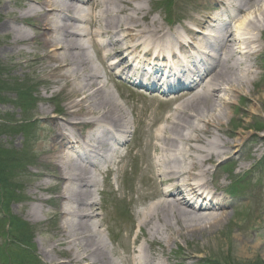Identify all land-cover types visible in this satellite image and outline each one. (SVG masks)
I'll list each match as a JSON object with an SVG mask.
<instances>
[{"label": "bare ground", "instance_id": "bare-ground-1", "mask_svg": "<svg viewBox=\"0 0 264 264\" xmlns=\"http://www.w3.org/2000/svg\"><path fill=\"white\" fill-rule=\"evenodd\" d=\"M33 2L35 6L21 2L23 13L0 23V31L11 36L8 47L13 48L30 44L16 26H33L37 38L31 42L40 44L44 52L36 61L47 64L46 90L57 87L44 99L61 96V107L53 110L56 114L50 115L46 108L32 113L38 123L46 125L48 137V147L41 152L46 157L44 162H33L47 167L34 176L48 180L38 183L36 189L55 198L32 197V203L38 205L26 215L36 221L40 205L53 206L57 236L49 248L53 251L54 244L59 250L58 258L46 257L48 263L165 264L154 246L196 235L211 238L226 220L225 208L229 205L215 195L217 192H210L211 168L240 152L235 143L243 144L242 138L230 143L216 134L225 133L223 119L229 107L220 93L242 90L252 82V62L258 52L252 51L256 41L234 31L230 24L256 7L264 22V0H217L202 8L204 18L199 25L205 30L203 34L190 24L164 30L151 17V9L146 10V0ZM192 13L185 11L182 16L190 20ZM211 13L214 15L208 17ZM260 19L249 21L243 29L246 35L260 34L263 44H257L258 49L264 48ZM87 44L95 47L109 80L115 73L145 90L161 89L165 93L180 89L165 99L166 115L149 124L145 118L139 119L126 96L115 88V97L100 81L101 75L86 51ZM136 131L139 143L126 145L130 133ZM34 143L35 138L31 145ZM233 146L236 154L230 151ZM127 162L139 165L140 186L135 189L131 184L129 191L131 209L129 217L121 220L126 233L124 256L120 257L101 236V231L108 228L104 209L93 193L96 175L106 170L108 178L123 170ZM182 189L188 194L184 195ZM108 214L122 219L116 206Z\"/></svg>", "mask_w": 264, "mask_h": 264}, {"label": "rangeland", "instance_id": "rangeland-1", "mask_svg": "<svg viewBox=\"0 0 264 264\" xmlns=\"http://www.w3.org/2000/svg\"><path fill=\"white\" fill-rule=\"evenodd\" d=\"M33 1L35 0H0V23L7 22L13 14L23 13L21 2L35 6ZM169 1L170 4L172 1L173 3L167 6L166 3ZM210 1L212 3L207 0H146L145 8L151 9V17H155L166 31L177 30L183 24H190L199 34H203L205 30L199 25L204 18L201 16L204 15L201 10L217 2ZM262 7L264 9V4ZM257 9V7L249 9L238 17L237 23L230 24L234 31L252 37L256 41L252 51L258 52L255 53L252 62L255 73L252 82L242 90L236 92L226 90L220 93L230 108H226V116L223 119L225 133L216 134L230 143L241 138L243 142L242 145L235 143L238 147L236 151L240 150L238 154L234 151L235 146L231 147V153L236 155L221 159L211 168L213 182L210 188L214 190L218 187L219 192L215 195L229 203L225 208L226 220L212 233L211 238L208 235H196L179 238L165 246L164 244L154 246L165 264H264V48H256L257 44H263L258 32H249V35H246L243 31L249 21L260 19ZM185 11L193 12L190 20L182 16ZM228 12L233 14L230 9ZM211 16L212 13L208 15ZM177 19L180 20L177 22ZM258 25L264 28L261 19ZM16 27L24 32L30 41L29 45L21 44L9 48L11 36H6L0 31V175L1 165L4 164L1 161V154L13 158V168L7 170L10 172L11 180L4 182L0 176V264H49L46 257L58 258L59 250L54 244L53 251L49 248L57 236L58 220L51 214L53 206L50 203L40 205L42 210L36 221L27 218L26 215V211L37 204L32 203V197L55 198L54 194L41 193L36 189L38 183L48 180H38L34 176L47 170V167L33 164L44 162L46 157L41 156V152L48 147V137L46 125L38 123L32 113L40 108H46L50 115L56 114L53 110L55 107H61V96H55L50 101L44 99L57 87L50 91L46 90L47 64L36 61L44 54L43 49L40 44L31 42L37 38L32 25L19 24ZM86 51L97 67L101 75L100 81L105 87L115 97V87L119 94H122L117 85L106 78L95 47L87 44ZM121 89L125 96L130 95V99L137 104L139 116L144 114L147 122L151 123L155 117L164 115L165 111L162 109L166 106L165 102L146 100L145 102L149 104L147 106L146 103L137 101V96L124 86ZM24 91L30 99L31 104L28 107L26 106L28 98L25 100ZM118 101L124 105L122 101ZM124 111L129 117V111L125 107ZM227 132H232L233 135L228 136ZM34 138L35 143L31 145ZM126 143L133 145L134 140L128 139ZM230 158H234L237 163ZM138 166L137 163H129L126 168L125 174L132 178V182L138 183L140 180ZM4 172L6 174V168ZM117 174L110 182L115 194L119 187L117 182L114 184V178L121 177ZM95 178L97 183L93 194L96 201H99L96 190H101L103 176L96 175ZM133 186L135 189L139 187L138 184ZM121 193L120 191L118 195ZM20 198L23 199L20 201ZM106 199L109 200L108 197ZM102 203L107 207L104 210V222H110L106 218L110 207L105 200ZM16 225L19 227L16 228ZM110 227L108 231H101V236L108 248L115 250L117 255L122 257L124 233L119 234L111 222ZM111 232L119 236L116 242ZM17 242L21 247L16 245ZM45 251L48 254H45ZM186 256L190 259L183 261L182 258Z\"/></svg>", "mask_w": 264, "mask_h": 264}, {"label": "trees", "instance_id": "trees-1", "mask_svg": "<svg viewBox=\"0 0 264 264\" xmlns=\"http://www.w3.org/2000/svg\"><path fill=\"white\" fill-rule=\"evenodd\" d=\"M25 95H26V98H29L27 92L25 93L24 91L23 96L25 97ZM1 161L4 164L1 165V175L0 176L4 182H7L8 180H11V176L9 175L10 172L8 173L7 170L9 168H13V165H12L13 158L11 156H7V154H1ZM5 168H6V174L4 172ZM15 227L18 228L19 225H16Z\"/></svg>", "mask_w": 264, "mask_h": 264}]
</instances>
